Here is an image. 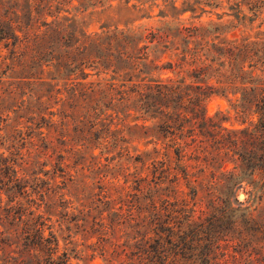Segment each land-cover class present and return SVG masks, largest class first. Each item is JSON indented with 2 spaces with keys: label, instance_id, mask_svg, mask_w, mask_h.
<instances>
[{
  "label": "rangeland",
  "instance_id": "obj_1",
  "mask_svg": "<svg viewBox=\"0 0 264 264\" xmlns=\"http://www.w3.org/2000/svg\"><path fill=\"white\" fill-rule=\"evenodd\" d=\"M57 17L89 56L59 49ZM3 29L17 39L0 32V159L17 175L0 171V264H264V136L237 143L257 115L216 89L197 119L195 80L162 69L221 42L264 60V0H0ZM158 83L185 95L157 101ZM38 217L53 260L24 246ZM156 238L160 260L143 251Z\"/></svg>",
  "mask_w": 264,
  "mask_h": 264
},
{
  "label": "trees",
  "instance_id": "obj_2",
  "mask_svg": "<svg viewBox=\"0 0 264 264\" xmlns=\"http://www.w3.org/2000/svg\"><path fill=\"white\" fill-rule=\"evenodd\" d=\"M262 3L263 2H261V4ZM241 5L242 4L240 3L237 6L241 8ZM250 6H251L250 11H254L255 15H257L259 10L262 8L260 2H256L255 4L252 3ZM242 12L243 11H240L239 15L243 14ZM59 22L60 20L58 19V17L52 23L44 22V26L46 27L50 26L51 24L56 25L53 33H55V35L57 36L59 35L60 41H63V43L60 44L59 49L66 48L65 52L68 55L71 53H79L80 55H84L85 57L89 56L90 54H88V52L90 47L87 46L86 41L82 43V45H78L80 41L79 39L75 38L77 32H73L70 30L68 32L66 28H63L59 24ZM0 32L1 34H3L1 40L5 38L17 39L14 33L9 34L4 29L3 31ZM64 32L67 34L66 35L62 34ZM153 38L154 37H152V40H155V38L154 39ZM76 44L78 46L73 48L74 46H76ZM53 46L54 45H52L51 47ZM43 47H44V53L47 54L48 52L47 41L44 43ZM81 49H83V51L79 52L81 51ZM201 52L204 53L202 54ZM128 58H132V57L127 56V59ZM241 60L243 65L241 67L236 68V63H238ZM247 63L248 66L246 69L245 64ZM84 64L85 62H82L80 65H84ZM162 69L170 72H175L176 70H179V73L188 72L190 78L195 80L194 84L192 83L189 85H184L185 82H182V85L192 90L193 92L191 93H194V96L188 95V97L190 101H193L195 103L192 109V114L197 119L201 117V116L197 117L201 112V107H202L199 100L200 96H205L206 93L209 91H210L209 93L212 94L213 91L216 89L219 91L222 90L223 92H226L230 89H236V92L234 93L235 95H238L239 92H241L240 98L238 100V102H240L241 105L243 106L242 107L243 111L241 112H245L247 110L253 111L254 114L257 115L259 122L255 127V131L252 133L247 132L248 129L242 130L240 133L241 134L245 133L246 139L237 141V143L240 142L243 143L244 145H248L251 148L249 152L253 153V150L255 149L254 146H256L257 142L260 139H262V137L264 136V60L261 58L260 50L259 49L257 50V46L255 43H250L248 41L212 43L210 46L203 47L201 51H197L196 53L191 54L189 56L185 55L176 63H172V62L168 63V66L163 67ZM211 80H215L214 84L216 86L208 85V82ZM169 81L172 82V79H170ZM203 84H206L205 88ZM182 88L183 87L181 86H169L163 83H158L153 88H151L152 90L151 95L153 99L157 101L158 100L163 101L166 99H172V101L175 99L182 100L183 95H185L183 93ZM248 105L250 107H248ZM157 106H158L157 109L163 113L164 112V109H162L163 106L162 105L160 106L158 104ZM165 116L171 117V115L168 112H166ZM258 133L260 134L259 137L257 135ZM260 143H264V141H260ZM261 159L263 160V156L261 157ZM0 171H4V174L9 177L11 174L14 176L17 175V171L14 169L12 165H9L6 159H0ZM1 203H2V199H0V204ZM5 210L6 212L10 210L9 214L12 211V209H5ZM19 213H20V217H18V219L19 222H22L23 219L22 207L17 208L15 215ZM29 215L32 216L33 213H29ZM9 217L10 215H7L8 220ZM16 219L17 218H14L13 221H15ZM34 224H35L34 228H26L23 229L22 231V236H23L22 240L25 241L24 246L28 247L30 252L33 251L36 252L38 248L40 250H46L47 253L50 255L49 259L53 260L52 255L55 254V251L57 249V239L55 238V236L51 234L49 237L44 236V227L46 226V224L44 221H42L41 217H38L37 222ZM9 225L12 226L13 222L9 223ZM7 231L8 230L4 229L3 227V229L0 230V235L2 236L5 235ZM156 235H158V233H156ZM6 238L7 237H3L0 240L1 245L7 244ZM160 240L161 238L154 239V242L157 244L153 245L150 244L151 239H149V241L147 242L148 245L147 248L149 250L147 249L143 250L145 254L148 255L154 254L155 255L154 258H158L160 260L161 259L160 251H159ZM168 241L170 243L172 241V238L169 237ZM10 245L7 244V246ZM141 256L142 255H138V258H141ZM61 259L62 261L60 263L62 264H67L69 262V257L66 254ZM7 262L8 264H24V261L22 260H20L19 262L15 261L14 257L11 255Z\"/></svg>",
  "mask_w": 264,
  "mask_h": 264
}]
</instances>
